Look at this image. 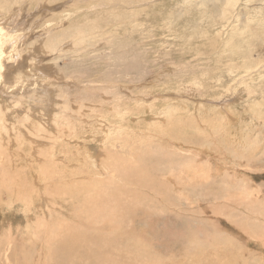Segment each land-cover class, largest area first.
<instances>
[{
	"label": "rangeland",
	"instance_id": "obj_1",
	"mask_svg": "<svg viewBox=\"0 0 264 264\" xmlns=\"http://www.w3.org/2000/svg\"><path fill=\"white\" fill-rule=\"evenodd\" d=\"M84 1L0 0L25 43L12 75L42 35L57 47L34 61L52 91L24 72L0 105L71 106L55 157L37 144L58 128L40 121L36 144L24 111L4 125L0 264H264V0Z\"/></svg>",
	"mask_w": 264,
	"mask_h": 264
},
{
	"label": "bare ground",
	"instance_id": "obj_2",
	"mask_svg": "<svg viewBox=\"0 0 264 264\" xmlns=\"http://www.w3.org/2000/svg\"><path fill=\"white\" fill-rule=\"evenodd\" d=\"M87 1V0H86ZM95 1V0H94ZM85 1L83 0V3H84ZM233 2V1H232ZM88 3V2H87ZM99 3V2H98ZM112 3V2H111ZM59 8V7H58ZM231 8V7H230ZM9 24V23H8ZM97 25V24H96ZM12 30V31H11ZM54 32V30H51V34ZM95 32H99L97 29H94V30H91L90 31V33H95ZM51 34H45V35H42L41 36V38L38 40V41H40L39 43H38V45H40V46H38V51H41L43 48V52H42V54L40 55V56H38V57H36V58H34L32 61H31V63H27V64H25L24 65V68L22 69V71H21V73H19L18 75H12L11 74V72L12 71H14V65H19L20 64V62H21V59H18L20 56H21V54H22V46H21V44H20V42L24 45L25 43H24V41H23V37H21V36H19L16 32H14L13 31V28L11 27V26H8L7 24H4L3 25V23L2 24H0V85L1 84H3V83H6V81H7V83H10V88L11 89H9V90H12L13 92H17V90H20V88L22 87V88H24L25 87V81H21V80H19L20 79V77H22V75H23V73H24V76H30V75H33V76H35V83H37V84H39V81H40V79H44V78H42L43 76H46L45 75V73H53V69H51V68H43V67H41V66H39L36 62H34L35 60H38V59H40V58H42L43 56H44V52L45 51H48L49 53H51V51L53 50V49H57V47L55 48V47H53V42H54V40H55V37L54 36H51ZM37 41V42H38ZM96 42H98V41H96ZM73 43V42H72ZM37 46V45H36ZM71 46V45H70ZM103 46V45H102ZM32 54V53H31ZM40 54V53H39ZM22 62H24V61H22ZM17 63V64H16ZM46 64V63H45ZM54 68V67H53ZM58 71V70H57ZM44 74V75H43ZM10 75H12V76H15V77H11V79H10V81H9V77H10ZM29 78V77H28ZM30 79V78H29ZM24 80V79H23ZM42 81V80H41ZM63 83H65V81L63 82ZM201 84V83H200ZM113 85V84H112ZM28 86V85H27ZM26 86V87H27ZM31 86V85H30ZM35 86V85H34ZM197 86V85H196ZM195 86V87H196ZM37 87V86H36ZM35 87V88H36ZM40 87L41 88H46V90H49V91H52L51 90V88L50 87H47V84H39V89H40ZM3 88V87H2ZM33 88V87H32ZM26 89V88H25ZM28 89V88H27ZM29 89H31V88H29ZM37 89V88H36ZM64 89V88H63ZM63 89H61V90H63ZM68 89V88H67ZM35 89H33V91H34ZM65 90V89H64ZM117 90V89H116ZM145 91V90H144ZM70 92V91H69ZM65 93V92H64ZM117 93V92H116ZM18 94V93H17ZM26 94V93H25ZM67 94V93H66ZM122 94V93H121ZM133 94V93H132ZM131 94V95H132ZM137 94V93H136ZM149 94V93H148ZM4 95V94H3ZM23 95V94H22ZM72 95V94H71ZM70 95V96H71ZM0 96H1V94H0ZM29 96V95H28ZM4 97V96H3ZM2 97V105H0V109H1V115H0V145L1 144H3V141L5 140V133L7 132H9V131H12L14 128L16 129V127H15V122H13V120H11V116H13V114H16L17 116H20L19 114H21L23 111H24V113L25 114H21V115H24V116H22L21 118L19 117V119H21V121H22V124H21V127H20V129L18 130V131H22V135H24V136H26V137H28L29 138V140L30 141H35L36 139H38V135H40V134H45V132H44V130H43V128H41V124L42 123H44L43 125H46V126H49L50 128H54V129H57L58 128V132H56L57 134H54V133H52L51 135H48L49 136V138H48V140H46L45 139V143H43L42 141H37L36 140V144H37V142H38V144H37V146H39V147H42L41 148V150H43V149H45L46 147H47V145H44V144H46V142H47V144H51L52 145V147H53V149H50L49 150V153H47L48 155L49 154H52V156H54L55 157V155H56V148H57V145L59 144V142L58 141H55V140H60L62 137H61V135H63V134H67L68 132V127H69V125H65V124H70L71 122H70V120H69V117L71 116H69V113H71V106H68V102H67V100L65 99L64 100V102H63V105H61V104H59L58 106H56L55 105V98L53 99V100H51V97L49 98V100H47V99H42L41 100V102H38V100H36L35 99V101L33 102L32 100V102L34 103V105H33V108L31 107V106H29V108H27V109H25V110H21L20 112H18L17 110H19V107H21V106H19V104H21V102L19 101V100H16V99H13L12 98V101H10L9 99H7L6 97H4L3 98ZM16 98V97H15ZM59 98V97H58ZM68 98V97H67ZM82 98V97H81ZM28 100H30L29 98H28ZM69 100V99H68ZM151 100V99H150ZM63 101V100H62ZM14 103V104H13ZM30 104V103H29ZM36 104H38V106H42L43 104V106H42V109H38L35 105ZM220 105V104H219ZM45 106H47V107H45ZM58 107V110L55 112V118H54V122H55V125H51L50 123H48V121H47V115H46V108H49L48 110L49 111H54L56 108ZM221 107V106H220ZM223 107V106H222ZM76 108V107H75ZM170 108V107H169ZM3 110V111H2ZM15 110V111H14ZM80 111H82V110H80ZM166 111V110H165ZM11 112H13V113H11ZM83 112V111H82ZM81 112V113H82ZM128 113H129V111H128ZM141 113V112H140ZM170 113V112H169ZM74 114V113H73ZM78 114H80V112L78 113ZM123 115V114H122ZM172 116V115H171ZM46 117V118H45ZM82 117H84V115L82 116ZM78 118V117H77ZM91 118H92V116H91ZM46 119V120H45ZM43 120V121H42ZM72 120H73V118H72ZM78 120V119H77ZM77 120H75V121H77ZM21 121H19V122H21ZM36 121H39V123H37ZM40 121L42 122V123H40ZM33 122V126L31 127L30 126V123H32ZM18 123V122H17ZM72 123H74V122H72ZM76 123H78V121L76 122ZM24 124H26L27 126H28V128H26V127H24ZM4 125H6V126H8L9 127V131L4 127ZM82 126V124H80V122H79V125L78 126ZM53 129V130H54ZM67 129V130H66ZM73 129H74V127H73ZM83 129V128H82ZM17 131V130H16ZM15 131V132H16ZM45 131H46V129H45ZM52 131V130H51ZM55 131H57V130H55ZM121 131V130H120ZM14 132V133H15ZM47 133H48V131H46ZM76 132V131H75ZM10 133V132H9ZM18 133V132H17ZM46 133V134H47ZM49 134H50V132H49ZM21 135V136H22ZM14 136V135H13ZM23 136V137H24ZM47 136V135H46ZM47 136V137H48ZM55 136V137H54ZM70 136V135H69ZM27 138V139H28ZM53 138H55V140L53 139ZM12 139V138H11ZM23 139V138H22ZM40 139V138H39ZM42 140V139H41ZM15 141H16V139H15ZM25 141H27V140H25ZM250 141V140H249ZM258 141V140H257ZM29 142V141H28ZM24 143V142H23ZM62 143V142H61ZM213 143V142H212ZM9 144V143H8ZM18 144V143H17ZM27 144V143H26ZM29 144H30V142H29ZM35 144V143H34ZM33 144V145H34ZM43 144V145H42ZM67 144V143H66ZM249 144V143H248ZM15 145H16V143H15ZM48 145V146H49ZM14 146V145H13ZM12 146V147H13ZM36 146V147H37ZM46 146V147H45ZM2 148H3V151L2 152H5L6 151V149H4V147H3V145H2ZM11 148V147H10ZM16 148V147H15ZM17 149H19V147H17ZM16 149V150H17ZM48 148H46V150H47ZM97 149V148H96ZM11 150V149H10ZM37 150H38V148H37ZM37 150L35 149L34 150V152L32 153V155L33 156H36V154H37ZM41 150H40V152H41ZM46 150H44V152L46 151ZM99 150V149H98ZM97 150V151H98ZM156 150V149H155ZM0 151H1V148H0ZM19 151H21L20 149H19ZM39 151V150H38ZM15 152H17V151H15ZM39 152V153H40ZM42 153V152H41ZM18 154V153H17ZM31 154V153H30ZM18 155H20V154H18ZM24 155H26V154H24ZM161 155V154H160ZM165 155V154H164ZM174 155V154H173ZM156 156V155H155ZM167 156V155H166ZM169 156V155H168ZM180 156V155H179ZM21 157V156H20ZM44 156L43 155H40V154H38V156H37V158H36V160L39 162V163H41L42 164V160L41 159H44L43 158ZM159 158V157H158ZM15 159V158H14ZM18 159H19V157H18ZM157 159V158H156ZM84 160V159H83ZM116 160V159H115ZM162 160V159H161ZM164 160V159H163ZM168 160V159H167ZM172 160V159H171ZM47 161V163H49V160H46ZM52 161V160H51ZM157 161H158V163H159V160L157 159ZM195 161V160H194ZM45 162V161H44ZM168 162V161H167ZM170 162V161H169ZM171 163V162H170ZM45 164V163H44ZM163 164V163H162ZM167 164V163H166ZM38 165V164H37ZM117 165V164H116ZM156 165V164H155ZM165 165V164H164ZM170 165H172V164H170ZM52 166V165H51ZM44 167H47V165L46 166H44ZM64 168V167H63ZM66 168V167H65ZM169 168V167H168ZM68 169H69V167H68ZM42 170H43V168H42V166H41V168L38 170L39 172H42ZM63 170V169H62ZM65 170V169H64ZM194 171V170H193ZM44 172V171H43ZM197 172V171H196ZM66 173V172H65ZM65 173H63V174H65ZM60 174V173H59ZM156 174V173H155ZM61 175V174H60ZM171 175V174H170ZM4 176V175H3ZM194 176V175H193ZM5 177V176H4ZM163 177V176H162ZM204 177V176H203ZM15 179V178H14ZM42 180V179H41ZM179 180V179H178ZM194 180V179H193ZM202 180V179H201ZM224 180V179H223ZM244 180V179H243ZM185 181V180H184ZM200 181V180H199ZM17 182V181H16ZM192 183V182H191ZM19 185V184H18ZM244 187V186H243ZM147 188V187H146ZM53 189V188H52ZM190 189V188H189ZM197 189H199V188H197ZM59 190V189H58ZM188 193V192H187ZM17 194V193H16ZM64 194V193H63ZM146 194V193H145ZM147 195V194H146ZM156 195V194H155ZM139 196V195H138ZM185 196V195H184ZM189 196V195H188ZM242 196V195H241ZM152 198V197H151ZM83 199V198H82ZM102 199V198H101ZM240 199V198H239ZM138 200V199H137ZM145 200V199H144ZM188 200V199H187ZM211 200V199H210ZM133 203V202H132ZM142 203V202H141ZM203 203V202H202ZM235 203V202H234ZM237 203V202H236ZM98 205V204H97ZM132 205V204H131ZM151 205V204H150ZM34 206V205H33ZM191 206V205H190ZM133 207V206H132ZM218 207V206H217ZM110 209V208H109ZM187 209V208H186ZM190 209V208H189ZM149 210V209H148ZM198 210V209H197ZM230 210V209H229ZM157 211V210H156ZM159 212V211H158ZM153 213V212H152ZM156 213V212H155ZM165 213V212H164ZM66 214V213H65ZM116 214V213H115ZM140 214V213H139ZM69 215V214H68ZM97 215V214H96ZM209 216V215H208ZM81 217V216H80ZM133 217V216H132ZM248 217V216H247ZM139 218V217H138ZM209 218V217H208ZM109 219V218H108ZM154 219H156V218H154ZM188 219V218H187ZM210 219V218H209ZM76 220V219H75ZM146 220V219H145ZM130 222V221H129ZM145 222V221H144ZM215 222V221H214ZM112 223V222H111ZM175 224V223H174ZM118 225V224H117ZM223 225V224H222ZM214 228V227H213ZM229 228V227H228ZM86 230V229H85ZM94 230V229H93ZM119 230V229H118ZM226 230V229H225ZM124 232V231H123ZM253 232V231H252ZM261 232V231H260ZM130 233V232H129ZM128 233V234H129ZM133 233V232H132ZM168 233V232H167ZM187 233V232H186ZM195 233V232H194ZM205 233V232H204ZM203 233V234H204ZM74 234V233H73ZM93 235V234H92ZM198 235V234H197ZM99 236V235H98ZM114 236V235H113ZM116 236V235H115ZM118 236L120 237H118L119 239H121V237L122 236H120L119 234H118ZM67 237V236H66ZM84 237V236H83ZM90 237V236H89ZM107 237V236H106ZM110 237V236H109ZM128 237V236H127ZM135 237V236H134ZM134 237H131L132 239L134 238ZM155 237V236H154ZM74 238V237H73ZM73 238H72V240H73ZM85 238V237H84ZM91 238V237H90ZM136 238V237H135ZM134 238V239H135ZM138 238V237H137ZM141 238V237H140ZM139 238V239H140ZM195 238V237H194ZM92 239V238H91ZM90 239V240H91ZM109 239V238H108ZM125 239V238H124ZM237 239V238H236ZM64 240V239H63ZM74 240H76V238L74 239ZM73 240V241H74ZM88 240V239H87ZM122 241H123V239H121ZM170 240V239H169ZM177 240V239H176ZM213 240V239H212ZM230 240V239H229ZM239 240V239H238ZM69 241V240H68ZM102 241V240H101ZM142 241V240H141ZM250 241V240H249ZM87 242V241H86ZM94 242V241H93ZM256 242V241H255ZM77 243V242H76ZM75 243V244H76ZM142 243V242H141ZM194 243V242H193ZM215 243V242H214ZM75 244H73L74 246H75ZM105 244V243H104ZM134 244V243H133ZM194 244H196V243H194ZM62 247H63V245H61ZM105 246V245H104ZM160 246V245H159ZM196 246V245H195ZM12 247V246H11ZM68 247V246H67ZM107 247V246H106ZM105 247V248H106ZM109 247V246H108ZM155 247V246H154ZM59 248H61V247H59ZM69 248V247H68ZM73 248H75V247H73ZM78 248V246L75 248V250ZM90 248V247H89ZM101 248V247H100ZM71 250V247H70V249H69V251ZM79 250V249H78ZM110 250V249H109ZM134 250V249H133ZM136 250V249H135ZM140 250V249H139ZM161 250V249H160ZM58 251H61V250H58ZM64 251H66V250H64ZM85 251H87V250H85ZM104 251V250H103ZM102 251V252H103ZM107 251V250H106ZM151 251V250H150ZM189 251V250H188ZM200 251V250H199ZM10 252V251H9ZM20 251H18V253H19ZM71 252V251H70ZM90 253H92L91 251H89ZM101 252V251H100ZM101 252V253H102ZM108 252V251H107ZM136 252H138V251H136ZM57 253V252H56ZM62 253H64V252H62ZM62 253H60V254H62ZM66 253V252H65ZM77 253V252H76ZM90 253H88V254H90ZM139 253V252H138ZM251 253H252V251H251ZM96 254V253H95ZM103 254H105V253H103ZM207 254V253H206ZM205 254V255H206ZM21 255V254H20ZM66 255H68L67 253H66ZM71 255V254H70ZM85 255V254H84ZM101 255V254H100ZM107 255V254H106ZM131 255V254H130ZM139 255V254H138ZM137 255V256H138ZM200 255H201V253H200ZM204 255V254H203ZM239 255V254H238ZM9 256V255H8ZM12 256V255H11ZM87 256V254L85 255V257ZM91 256H92V254H91ZM94 256V255H93ZM96 256V255H95ZM129 256V255H128ZM142 256V258H143V254L141 255ZM185 256V255H184ZM195 256V255H194ZM61 257H63V255L61 256ZM61 257H59V258H61ZM73 257V256H72ZM97 257H99V256H97ZM105 257V256H104ZM157 257V256H156ZM176 257V256H175ZM183 257V256H182ZM190 257V256H189ZM195 257H199V256H195ZM194 257V258H195ZM206 257H207V255H206ZM35 258V257H34ZM58 258V259H59ZM65 258V257H64ZM84 258V257H83ZM93 257H91V259H92ZM100 259H101V257H99ZM103 258V257H102ZM211 257H209V255H208V257H207V259H210ZM62 259V258H61ZM138 259V258H137ZM136 259V260H137ZM174 259V258H173ZM199 260H201V258H198ZM197 259V260H198ZM206 259V260H207ZM250 259V258H249ZM6 260V259H5ZM8 260V259H7ZM18 260V259H17ZM20 260V259H19ZM64 260H66V259H64ZM64 260H62V263H63V261ZM93 260H94V258H93ZM92 260V261H93ZM104 260V259H103ZM112 260V259H111ZM142 260V259H141ZM175 260V259H174ZM181 260V259H180ZM195 260V259H194ZM88 261V260H87ZM134 261H135V259H134ZM182 261V260H181ZM184 261V260H183ZM16 262V261H15ZM14 262V263H15ZM46 262V261H45ZM61 262V261H60ZM67 261H65L64 263H66ZM97 262H98V260H97ZM116 262V261H115ZM127 262V261H126ZM126 262H125V264H126ZM137 262V261H136ZM138 262H140V264H141V262L142 261H138ZM147 262V264H157V263H159V262H156V261H154V260H152V261H150L149 262V260L148 261H146ZM145 262V263H146ZM185 262V261H184ZM197 262V261H196ZM207 262V261H206ZM17 263H18V261H17ZM30 263V262H29ZM69 263V262H68ZM68 263H66V264H68ZM95 263V262H94ZM98 263H100L101 264V262H98ZM189 263V262H188ZM204 263V262H203ZM211 263V262H210ZM209 263V261H208V263L207 264H210ZM76 264V263H75ZM96 264V263H95ZM108 264V263H107ZM191 264H192V261H191ZM194 264V263H193Z\"/></svg>",
	"mask_w": 264,
	"mask_h": 264
}]
</instances>
